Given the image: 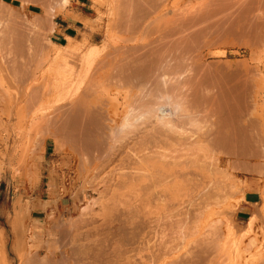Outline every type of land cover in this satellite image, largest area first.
Returning a JSON list of instances; mask_svg holds the SVG:
<instances>
[{"label":"bare ground","instance_id":"1","mask_svg":"<svg viewBox=\"0 0 264 264\" xmlns=\"http://www.w3.org/2000/svg\"><path fill=\"white\" fill-rule=\"evenodd\" d=\"M117 1V10L120 12L116 11L115 14L120 21H116L120 30L126 36L130 35L126 41L133 42L134 38L131 37L140 27L141 40L137 37L138 33L134 36L140 43L130 48L122 45L114 51L104 52V49L99 48L88 50L84 56L88 60V69L92 67V70L90 68L91 73L88 77L85 76L87 83L77 88L75 97L64 106V113L59 115L58 121L63 139L74 144L85 167L97 169L95 173L98 175L103 163L113 165L114 169L111 170L119 175V178L116 176L117 187L114 183L112 187L116 188H113L103 213L99 214L98 211V214L92 215L97 214L91 219L93 225L88 227L87 232H81L85 220L64 230L62 239H69L70 244L68 243L69 247L60 258H40L29 252L36 257L31 258L28 253L29 258L23 260L22 264H213L217 252L220 253L221 250L218 247L219 241L215 239L216 235L219 237L216 233L220 228L210 226L209 230L213 229L206 236L194 238L196 240L193 241L190 239L203 234L200 233L199 226L208 213V200L221 208L220 205L227 199L228 189H232L226 181L228 174L220 171V157L217 160L219 162L214 159V149L226 147L232 163H241L245 169L264 167V142L259 133V129H264V121L262 114L256 113L257 106H254L255 100L249 91L248 83H251L248 82L249 74L245 66H202L199 63L201 58L195 52L212 30L219 31L223 36L244 33L261 39L258 42L264 40V0H214L211 1V4L214 2L213 5L208 4L207 0H201L204 3H199V8H194L195 4H192L181 10L184 22H179L183 25L185 23L189 29L185 35H178L174 26L173 30L169 27V31L163 32L165 29L162 27V19L165 15L162 19L154 17L156 21L153 19L155 22L151 20L150 24L144 19L149 13H154V9L157 13L156 8L164 0ZM42 2L49 5L41 4L40 12L27 19L23 5L10 10L7 8L10 5L7 6L0 0V19L9 15L8 20L14 23L13 20L17 21L19 17L26 20V26L31 29L28 37L31 45L27 44L25 59H17L16 55L9 52L12 55L10 65L8 57L11 56L3 54L4 62L12 67V74L8 73L7 79L14 86L20 85L23 78L32 74V64L38 58L37 50L47 51L51 46L55 47L46 37L40 42L39 34L42 36L50 26L53 27L52 18L65 11L70 3L69 0ZM177 4L180 5V1ZM173 14L170 20L174 19ZM166 19L169 20V17ZM144 20L148 25L145 23L142 26ZM0 24L1 30L4 24ZM164 26L168 27L166 24ZM32 31L37 32L36 35ZM153 31L158 32V37L150 40L151 37H148ZM121 41L114 44L118 46L122 44ZM70 43L71 40L68 41L69 45ZM20 44L22 50L19 52L24 53L22 43ZM35 44L40 45V49ZM68 44L61 46L64 50L62 53L67 51ZM7 49L10 51V47ZM244 73L246 77L242 76ZM31 92L28 99H24L27 107L37 100L35 91ZM44 92L45 90L42 95ZM112 93L122 95L124 101L119 102V96L112 98ZM118 106L124 107L122 115L118 113ZM46 132L43 131L45 135L48 134ZM59 140L56 139V142ZM210 156H213L211 159L215 163H210ZM208 159L211 165H208L207 171L211 170L210 174L215 178V175L222 177L229 186L219 182L218 178L211 180L210 186L202 182L204 176H199L205 175ZM261 171L264 170L261 168ZM247 186L245 183L239 190L245 193ZM192 188L194 194L190 191ZM98 217L102 219L101 223H96ZM252 224L249 223L250 230ZM191 243L194 244V251H190ZM55 255L54 252L53 256Z\"/></svg>","mask_w":264,"mask_h":264},{"label":"rangeland","instance_id":"2","mask_svg":"<svg viewBox=\"0 0 264 264\" xmlns=\"http://www.w3.org/2000/svg\"><path fill=\"white\" fill-rule=\"evenodd\" d=\"M42 1L22 0L21 2V0H3L7 6L10 5L7 7L8 9L10 8V10L11 8L15 10L16 7L23 5L25 7L24 14L27 19L33 18V15L35 16V14L40 12L39 6L41 4L44 6L49 5ZM115 1L117 0H69V6L63 11L64 13L61 12L52 18L54 26H50V28L46 30L47 32L45 31L42 33V36L39 34V37L42 39L38 37L40 42L44 40V37L48 38L54 43L55 47L51 46L47 51L43 50L45 53L42 50H40V52L37 50L39 55L37 54L38 58L36 57L34 60L36 61L34 62L35 65L32 64L33 67L31 66L33 69L32 74L23 78L18 86H14V84L7 79L8 73L12 74V67L9 62L10 59H12V55H9V52L16 55L15 57L17 59H21L22 57L25 59L27 57V53L25 52H27V44L28 46L31 45L30 42H28L31 29L26 26V20L20 19L19 17V19L17 18L18 22L13 20L14 23H12V20H8L10 19L8 14V16L4 15L5 17L3 16L0 19V22H2L4 26L6 25L5 27L3 26L4 29H2V27L0 30V46L5 47V49L0 47V83L3 84L0 86V264H22L24 263L23 260H26L27 257L29 258V254L31 258H33V256L36 257V255L40 258H44V256L52 257V259L60 258L64 250L69 247L67 245L70 244L69 239H62L64 230L71 228L78 222H84L85 220V223H83L85 225L81 232H87L89 230L88 227L91 228L93 225L91 224V219L98 213L102 214V211L108 206V201L113 193L112 190L114 187L112 186L115 185L117 187L116 183L119 175L117 173V175L114 174L115 171L113 173L111 170L114 169L112 168L113 165H108V162L103 163L101 167L103 168V166H105L104 169L102 170L101 168L99 174L96 175L97 173L95 172H97V169H89V167L87 168L82 164V159L76 147L74 144L70 143V141L63 139V135H61V131L58 127L60 116L65 110L64 106L75 97L76 93L74 95V92H77V88L79 86L83 87V85L87 83V78L85 79V76L88 77L91 73L92 67H90L91 70L90 68L88 69V60L86 56H84L87 54L88 50L91 48H99L104 49V52L108 50L114 51L122 45L130 48L134 46V44L136 46V44L140 43L139 40H141L142 37L140 35V27H138L133 36L131 35V39L134 38V41H126V38L128 39L130 35H128L129 37L126 36V34L120 30V26L117 23L120 19L117 18L115 14L116 11L119 10V4L118 1ZM179 1L180 5L177 4ZM202 1L164 0L156 8L157 13H155L154 9V13H149L150 17L146 15L147 17L144 19L148 24H150L153 19L155 21L157 18L162 19L161 17L164 15L169 17L170 20V16L176 11L177 17L173 14L174 16L172 18L174 19L170 21L167 20L165 16L163 17L164 19H162V21L164 22L162 25L166 24V26H168H162L164 27L163 29H165L163 32L169 31V27H171V30L174 28L176 29L175 31L178 35H185L189 32V29L185 26V23L184 25L180 23L184 22L181 10L190 7L192 4L196 5L197 3L198 5H193V7L197 8L198 6L199 8V3ZM211 1L214 0H207V2H209L208 4H211ZM12 2H16L18 5H14ZM213 3L211 5H213ZM81 13H84V16H82ZM158 15H160V17H158ZM62 16H69L72 18L71 20L78 26V33L74 37H69L65 41L60 42L53 34V30L55 28L54 22L60 21L59 19L62 18ZM145 20L142 22V26H145ZM155 21H153V23ZM147 23L146 25H148ZM172 26H174V28ZM12 29H14V31ZM10 31L12 32L10 33ZM25 32L27 34H25ZM36 33L37 32H35L34 35H36ZM122 33L124 35H122ZM214 34L219 36L216 37ZM242 34L244 35V33H235L233 35L228 34L223 36L219 31L213 32L212 30V32L210 31L208 34L209 37H207L206 40L203 39L205 40L204 42L201 40L203 43L195 54H199L201 58V62L199 61V63L201 65L206 64L207 66L209 64L212 67L218 66L221 68H225L224 65L228 64L227 68L230 66V68H234V65H238L235 68H239L240 65V67L245 66L247 69L246 72L249 74H246L248 82L250 81L251 83V85L248 83L250 86L249 91L251 92L252 99L254 98L256 101L253 100L255 103L253 104L259 107H256V113L262 114L264 121V40L258 42L261 39L253 34H249L250 37L246 34V36H243ZM136 35L139 40L134 37ZM150 35L148 38L151 37L150 40L152 38L154 40L158 37V32L153 31ZM69 40H71L70 45L68 44ZM121 40L124 43L126 42L125 44L128 42L127 46L123 44ZM120 41L122 44L120 43L118 46L114 44ZM20 43H22L24 53L23 51H21V53L19 52L22 50ZM67 44L69 45L67 51L62 53L64 50L61 46H67ZM7 45L10 47V51H8L7 48L9 47ZM39 46L37 45L38 49H40ZM3 54L11 56L8 57L10 67L4 62ZM246 63L248 66H246ZM247 67H249V69ZM242 76L244 77L245 73ZM32 77L35 78L32 79ZM30 90L33 92L35 91L38 96L36 95L37 100H34V102H36L32 106L27 107L26 100L24 99H28V94L32 93ZM44 90V95L46 97L42 95ZM71 92L73 93L71 94ZM116 96H119L117 97L119 102L124 101L122 95L111 94L112 98ZM56 108L58 110L55 111ZM123 112H125L124 107L118 106V113L122 115ZM32 126H35L37 130ZM37 127H39V129ZM34 129L35 131H32ZM46 129L49 131L46 132ZM43 131L48 134L45 135ZM42 133L44 137L41 136ZM259 133L264 142V129H259ZM56 139H60L61 141L59 140V142H56ZM215 149V152L212 151V154L214 152V159L216 162H219L217 160L220 157L219 160L222 162L219 167L221 169L220 171H223V174H228L226 177L228 176L227 178L229 180L226 178V181L232 189H228L229 193L227 194V199L220 205L221 208L216 206L212 200H210L211 203L208 200L207 210L208 213H210L206 214L199 226L200 233L204 235H196L191 237L190 240L193 241L198 237L206 236V234H209L213 229L211 228V230H209L210 226H215L216 228L218 226L220 229L219 231L217 230L218 233L216 234H218L219 237L216 235L215 239L219 241L218 247H221V250L223 249V253L221 250L220 253L222 255L217 252L218 257L216 256L214 259L215 263L213 264H264V175H260L264 173V171H261V168L264 170V167L258 169H245L241 163L238 165L232 163L233 161L230 158L229 151L227 150L226 152V147L220 146L216 150ZM212 157L213 156H210V159ZM214 159H211V162L209 159L206 160L207 167L215 163L212 161ZM207 169L209 170V167L205 169V175H203L202 172V175L199 176H204V180H201L205 185L210 186L211 180H217L216 178H218L219 182H223L229 186L226 181H223L222 177L218 175H215L216 178L213 177V175L210 174L211 170L207 171ZM110 170L111 172H108ZM224 170L227 171V173ZM192 171L191 169L190 172ZM190 172H188V174L192 176ZM233 182H235V184ZM245 183L248 186L245 193H243V191L239 189L245 185ZM192 189L190 191L194 194V188ZM205 190L207 191V189ZM130 194H132L131 190ZM16 212L18 216H16ZM95 213L97 214L92 216ZM101 221L102 219L98 217L96 223H101ZM250 222L253 223L251 230L249 229ZM190 245V251H194V249H192L194 244L191 243ZM38 251L40 252L38 253ZM29 252L32 254L35 253L36 255L32 256ZM54 252L56 253L55 256H53Z\"/></svg>","mask_w":264,"mask_h":264},{"label":"crops","instance_id":"3","mask_svg":"<svg viewBox=\"0 0 264 264\" xmlns=\"http://www.w3.org/2000/svg\"><path fill=\"white\" fill-rule=\"evenodd\" d=\"M84 16V13H81ZM69 16H62L60 21H55V28L53 34L60 40V42L65 41L68 37H74L78 33L77 24L71 20Z\"/></svg>","mask_w":264,"mask_h":264},{"label":"trees","instance_id":"4","mask_svg":"<svg viewBox=\"0 0 264 264\" xmlns=\"http://www.w3.org/2000/svg\"><path fill=\"white\" fill-rule=\"evenodd\" d=\"M14 5H18L16 2H12Z\"/></svg>","mask_w":264,"mask_h":264}]
</instances>
